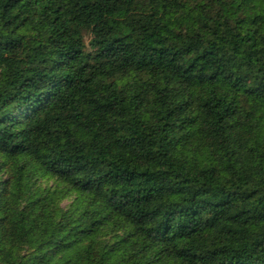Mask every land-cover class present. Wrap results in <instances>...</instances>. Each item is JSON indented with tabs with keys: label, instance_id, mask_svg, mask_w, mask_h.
Instances as JSON below:
<instances>
[{
	"label": "trees",
	"instance_id": "16d2710c",
	"mask_svg": "<svg viewBox=\"0 0 264 264\" xmlns=\"http://www.w3.org/2000/svg\"><path fill=\"white\" fill-rule=\"evenodd\" d=\"M0 264H264V0H0Z\"/></svg>",
	"mask_w": 264,
	"mask_h": 264
},
{
	"label": "rangeland",
	"instance_id": "374dc122",
	"mask_svg": "<svg viewBox=\"0 0 264 264\" xmlns=\"http://www.w3.org/2000/svg\"><path fill=\"white\" fill-rule=\"evenodd\" d=\"M65 203V201L62 203V205Z\"/></svg>",
	"mask_w": 264,
	"mask_h": 264
}]
</instances>
